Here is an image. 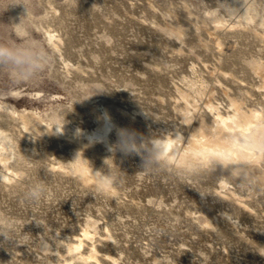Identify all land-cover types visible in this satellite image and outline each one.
Masks as SVG:
<instances>
[{
	"label": "rangeland",
	"instance_id": "rangeland-1",
	"mask_svg": "<svg viewBox=\"0 0 264 264\" xmlns=\"http://www.w3.org/2000/svg\"><path fill=\"white\" fill-rule=\"evenodd\" d=\"M11 2L0 0V41L9 38V24L26 16L23 5L4 10ZM26 3L22 25H30L31 38L49 47L54 62L16 87L0 74V154L7 157L0 173H11L0 176V225L12 235V242L0 236V264H60L69 239L82 229L108 230L107 242H94L99 254L112 258L103 264H262L254 251L264 250V159L240 175L222 170L214 158L177 160L186 152L187 133L212 131L208 102L223 111L230 108L226 96L236 98L264 119L256 92L264 91V0ZM93 89L106 92L83 100ZM102 110L115 127L137 133L140 154L112 150L115 128L109 150L87 152L75 140V130L93 128ZM200 123L208 126L197 128ZM174 133L180 135L172 158L151 153L155 138ZM83 164L105 176L106 185L92 186L78 175ZM221 180L246 198L253 214L218 197L230 190L218 187ZM34 183L46 185L49 195L27 203L20 194ZM72 258L69 264L89 263Z\"/></svg>",
	"mask_w": 264,
	"mask_h": 264
},
{
	"label": "bare ground",
	"instance_id": "bare-ground-1",
	"mask_svg": "<svg viewBox=\"0 0 264 264\" xmlns=\"http://www.w3.org/2000/svg\"><path fill=\"white\" fill-rule=\"evenodd\" d=\"M55 6V5H54ZM178 27V26H177ZM172 28V27H171ZM176 29V28H175ZM178 29V28H177ZM181 32V31H180ZM211 32V31H210ZM47 33V32H46ZM45 33V34H46ZM210 36V35H209ZM48 37L51 40L53 38V35L51 33H48ZM56 40V39H55ZM215 42V41H213ZM59 43V42H58ZM54 44V43H53ZM53 46V45H52ZM59 46V45H58ZM58 48V47H57ZM209 68V67H208ZM221 73V72H220ZM222 74V73H221ZM236 79V78H235ZM233 80V79H232ZM264 80V79H262ZM239 81V80H238ZM237 81V82H238ZM232 82V81H231ZM234 82V83H237ZM263 82V81H262ZM242 83V82H241ZM260 84V83H259ZM264 84V83H262ZM243 85V84H242ZM241 85V86H242ZM232 86V85H231ZM240 86V87H241ZM259 86V85H258ZM262 85H260L261 87ZM239 87V86H238ZM251 87V86H250ZM256 87V86H255ZM243 88V87H242ZM258 88V87H257ZM256 88V89H257ZM236 89V88H235ZM250 89V88H249ZM248 89V90H249ZM254 89V86L252 88ZM263 89V87H262ZM227 90V89H226ZM252 90V91H253ZM258 90V89H257ZM258 93H260V98L259 99H263L264 102V91L262 90V92L257 91ZM261 90V89H260ZM244 92V91H243ZM254 92V91H253ZM222 94H224L223 92H221ZM252 93V92H251ZM262 94V96H261ZM257 95V94H256ZM259 95V94H258ZM224 96V95H223ZM229 99V105L230 108L228 107L229 105H227V110H223L221 111L220 109L218 110L217 107L219 105H213L212 102L207 104V106L209 107L210 111L212 112V119H213V128L211 131V128L208 129L209 131L207 132H199L200 130L198 129V133H196V131L194 133H187L188 134V138H187V144L184 145V148H182V150L184 149L183 152L180 154L178 161H181L183 163H186L187 165L189 163H195V162H204V160H206L207 158L211 159L214 158L213 161H217L220 165L222 170H225L226 172H230V174H242L247 173V169L249 170V167H253V165L258 166L256 164H258L257 162L259 160H261L260 158L264 159V119L261 117L260 114L263 115V113H260V109L257 111V108H246L245 110H243V104L241 105L242 108H240V106L238 105V103L235 101V99L230 98L229 96H226ZM225 97V98H226ZM233 97V96H232ZM262 97V98H261ZM252 99V98H251ZM239 100V99H238ZM257 100V99H256ZM251 101V100H250ZM259 101V100H258ZM262 102V104H263ZM259 104V103H258ZM186 105V104H185ZM206 105V104H205ZM184 106V105H183ZM193 106V105H191ZM252 106V105H251ZM190 107V106H189ZM224 107V106H223ZM248 107V106H246ZM253 107V106H252ZM262 107V105H261ZM192 108V107H190ZM189 108V109H190ZM194 109V107H193ZM222 109V107H221ZM230 109V110H229ZM181 110V109H179ZM182 109V112H184ZM187 111V110H185ZM194 111V110H193ZM208 111V110H207ZM264 111V110H263ZM176 112V111H175ZM204 112V111H203ZM209 112V111H208ZM185 113V112H184ZM198 113V111H197ZM210 113V112H209ZM31 114V113H30ZM33 114V113H32ZM181 114V112H180ZM189 114V113H188ZM208 114V113H207ZM101 112H96V116H100ZM197 115V114H196ZM211 115V114H210ZM185 116V115H184ZM183 116V117H184ZM198 117V116H197ZM205 117H207L205 115ZM209 117V116H208ZM210 118V117H209ZM181 119V118H180ZM184 119H189L188 117H184ZM201 119V118H200ZM203 119V118H202ZM190 120H192V118H190ZM205 120V118L203 119ZM202 120V122H203ZM201 121V120H200ZM198 121V122H200ZM212 122V121H211ZM182 123V122H181ZM186 123V122H185ZM101 124L102 122L98 121L95 123L94 127L91 128L90 130H83V132L87 133V134H92V133H97L98 136H104L105 139L103 142H95V143H90L89 139L87 138V136H81L79 138H77L75 135L74 137H76L75 140H77V142L83 146H85L84 148L86 149L87 152H93V150L96 147H100L102 149H107L108 145H107V139H108V133L105 134L104 131H97L98 129H101ZM113 124V122H112ZM188 124V123H187ZM201 126H198L197 128L203 127L205 124L200 123ZM203 125V126H202ZM207 125V124H206ZM194 126V125H192ZM191 126V127H192ZM197 126V125H195ZM208 126V125H207ZM59 128V127H58ZM196 128V127H193ZM116 129H119L118 127H115V132L117 133ZM57 130V128H56ZM59 130V129H58ZM187 130V129H184ZM183 130V131H184ZM193 130V129H192ZM76 131V130H75ZM74 131V132H75ZM190 134V136H189ZM180 135V134H179ZM179 135H177L176 133L172 134V136H167L165 139L162 140H156V138L154 139L153 143L150 145L151 148V153L153 152V155L155 154V156H162V157H166V159H170L172 158V156L174 155V153L176 152L177 149V144L179 142ZM1 137V136H0ZM164 137V136H163ZM186 137V136H185ZM178 138V140H177ZM181 138V136H180ZM156 140V141H155ZM76 142V144H77ZM186 143V142H185ZM184 144V143H183ZM148 146V145H147ZM181 147V146H180ZM76 148V147H75ZM180 149V148H179ZM96 150V149H95ZM147 153V152H146ZM148 155V154H147ZM151 156V154H149ZM90 156V155H89ZM154 156V158H155ZM160 159V158H158ZM164 159V158H163ZM178 159V158H176ZM7 160V157L2 156L0 154V163L1 162H5ZM166 161V160H164ZM168 161V160H167ZM176 161V160H175ZM176 162V163H177ZM206 163V162H205ZM204 163V164H205ZM209 163V162H207ZM212 163V161L210 162ZM214 164V163H213ZM203 165V164H202ZM206 165V164H205ZM209 165V164H208ZM212 165V164H210ZM216 165V164H215ZM218 165V164H217ZM260 166V165H259ZM215 167V166H214ZM264 167V166H263ZM251 170V169H250ZM249 170V171H250ZM254 170V169H253ZM260 172V170H257V172ZM75 172L82 176L83 179L88 182L90 185H94L95 187H102L103 185H106V177L103 176L98 170H96L94 167L90 166L89 164H83L78 166L75 169ZM223 172V171H222ZM221 172V173H222ZM252 172V171H251ZM258 172V173H259ZM255 172H253L252 174L254 175ZM257 173V174H258ZM11 173L8 172V175H10ZM260 174V173H259ZM1 174L0 176H5ZM61 175V174H60ZM236 175V174H235ZM244 175V174H243ZM242 175V177H243ZM261 175V174H260ZM98 176H100V179H98ZM234 176V175H233ZM246 176V175H244ZM219 177V176H218ZM231 177V176H230ZM239 177V176H238ZM244 178V177H243ZM246 178V177H245ZM252 178V177H251ZM255 178V177H254ZM260 178V177H259ZM236 178L234 177L232 182L234 183V180ZM262 179V178H261ZM260 179V180H261ZM247 180V179H246ZM251 180V179H250ZM217 181V180H216ZM253 181V180H252ZM264 181V180H263ZM240 183V182H239ZM259 183V182H258ZM263 183V182H262ZM250 184V183H249ZM221 189L222 187L225 185H227V182L225 184V180H221L218 184ZM233 185V184H232ZM234 185H236V181L234 183ZM91 186V187H92ZM217 187V188H218ZM236 187V186H235ZM219 188V189H220ZM228 188V186L224 187V189ZM233 188V187H232ZM96 189V188H95ZM102 189V188H101ZM218 189V190H219ZM220 189V191H221ZM223 189V190H224ZM230 189V188H228ZM264 189V188H263ZM105 190V189H104ZM216 191L217 193L220 191ZM241 190V189H240ZM214 191V190H213ZM246 191V190H245ZM223 192V191H221ZM218 193V197H225L227 198V200H229L231 202V204H234V206L236 207V209L238 208L239 211L244 212V214H246L247 216H250V214H253L252 212H249L247 207H246V203H244V196L243 195H236L231 189L230 190H226L224 193ZM249 194V193H248ZM261 194V193H260ZM216 196V195H215ZM243 196V198L241 197ZM219 199V198H218ZM228 201V202H229ZM226 202V201H224ZM251 203V202H250ZM228 204V203H226ZM230 204V203H229ZM230 204V205H231ZM229 205V206H230ZM233 206V205H232ZM254 209V208H253ZM263 211V210H262ZM225 213V212H224ZM223 212L218 213V218H220V220L222 222H226L228 225L229 219L226 217V215ZM227 213V212H226ZM256 213V212H255ZM235 216V215H234ZM241 218V217H240ZM251 218V217H250ZM254 218V217H253ZM258 218V217H257ZM252 219V218H251ZM255 219V218H254ZM188 220V218H187ZM219 220V219H218ZM240 221V220H239ZM259 221V220H258ZM194 224V223H193ZM230 224V222H229ZM232 224V223H231ZM230 224V225H231ZM234 226V225H233ZM260 227V226H259ZM231 228V227H230ZM241 228H243L241 226ZM247 228V227H246ZM101 230V228H100ZM106 229L101 230L98 234H95L94 232H90L87 229H82V232L75 234L74 236H72L67 244V247L65 249L66 254L64 255L63 259H62V263L60 264H69L68 259L75 257L78 260L83 261V262H89L90 264H103V263H107V260H110V256L107 255V253H103V251L99 254L98 250H96L95 248V244L94 242L96 241H101V242H107L110 234L105 231ZM251 232V231H250ZM255 232V231H254ZM116 234V233H115ZM254 234V233H253ZM116 236V235H115ZM219 236V235H218ZM112 238V237H111ZM117 239V238H116ZM243 243V242H242ZM81 244H84L85 247L82 249H79V246H81ZM105 244V243H104ZM246 244V243H245ZM121 245V244H120ZM124 247V246H123ZM258 247V246H257ZM262 248V247H261ZM259 248L257 251L254 252H258L256 253L257 256L261 257V263L264 264V250L263 248L261 249ZM98 249V248H97ZM123 250V249H122ZM71 251H74V253H70ZM98 251V252H97ZM225 251V250H224ZM63 255V254H62ZM256 256V257H257ZM61 257V256H60ZM228 257V256H227ZM73 259V258H72ZM112 259V258H111ZM143 259V258H142ZM61 260V259H60ZM108 260V261H109ZM123 261V260H122ZM88 263V264H89ZM151 263V262H150ZM82 264V263H81Z\"/></svg>",
	"mask_w": 264,
	"mask_h": 264
},
{
	"label": "clouds",
	"instance_id": "clouds-1",
	"mask_svg": "<svg viewBox=\"0 0 264 264\" xmlns=\"http://www.w3.org/2000/svg\"><path fill=\"white\" fill-rule=\"evenodd\" d=\"M15 5H23L26 10V16L22 18H27L29 7L26 0H12L4 10ZM22 18L19 24H9V38L0 41V74H4L8 78L12 87L38 79L50 69L54 62V56L49 47L44 42L31 38V27L28 24L22 25ZM92 91L94 94L83 100L106 92L100 89H93ZM97 121L98 123L102 122L101 129H98V132L104 131L107 134L115 128L107 110L101 111ZM116 131L118 143L112 146V150L119 148L125 154H140L144 146L138 143L136 132L128 129H116ZM56 132L60 133L62 131L56 130ZM75 136L77 138L87 136L90 143L103 142L105 139L104 136H98L97 133L87 134L79 128L76 130ZM98 179H100V176H98ZM20 195L27 203H38L49 195V190L42 183H34L27 186ZM0 236L4 238L3 242H12L11 232L4 225H0Z\"/></svg>",
	"mask_w": 264,
	"mask_h": 264
}]
</instances>
